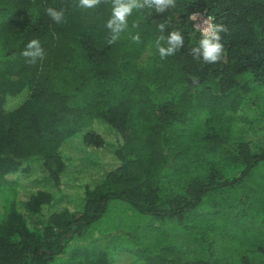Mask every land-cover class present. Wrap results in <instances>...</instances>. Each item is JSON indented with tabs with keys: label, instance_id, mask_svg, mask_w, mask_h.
Here are the masks:
<instances>
[{
	"label": "trees",
	"instance_id": "16d2710c",
	"mask_svg": "<svg viewBox=\"0 0 264 264\" xmlns=\"http://www.w3.org/2000/svg\"><path fill=\"white\" fill-rule=\"evenodd\" d=\"M112 4L0 0V190L13 198L0 264H264V0H173L134 10L119 35ZM195 13L224 29L217 62L193 53ZM176 30L183 46L161 58ZM87 149L111 170L87 166ZM115 202L130 208L120 235L98 225Z\"/></svg>",
	"mask_w": 264,
	"mask_h": 264
},
{
	"label": "clouds",
	"instance_id": "9594fccd",
	"mask_svg": "<svg viewBox=\"0 0 264 264\" xmlns=\"http://www.w3.org/2000/svg\"><path fill=\"white\" fill-rule=\"evenodd\" d=\"M98 0H79V6L85 9H91L96 6ZM173 5V0H113L112 13L107 21L106 27L113 33H122L128 24V18L134 10L152 9L157 12H164ZM48 15L56 22L63 18L62 11L48 9ZM211 19V18H209ZM195 20V17H193ZM196 25H194L195 27ZM165 25H159V30L163 32ZM201 38L197 46L193 49L196 58H203L206 63H214L221 59L224 45L222 44L221 33L223 27L218 24H207L201 30ZM115 38V37H114ZM138 39V37H135ZM165 40L162 36L157 41V48L161 58L173 55L184 44V38L181 31H171L166 37L167 46H161L160 41ZM43 48L39 40H32L27 45L22 55L28 58L30 63H35L38 59L43 58Z\"/></svg>",
	"mask_w": 264,
	"mask_h": 264
},
{
	"label": "rangeland",
	"instance_id": "374dc122",
	"mask_svg": "<svg viewBox=\"0 0 264 264\" xmlns=\"http://www.w3.org/2000/svg\"><path fill=\"white\" fill-rule=\"evenodd\" d=\"M198 24V22H197ZM195 23V25H197ZM257 98H255L256 101H258V103H262L263 106H262V109H264V88H262L261 90L258 91V94H257ZM252 109V108H251ZM251 109H246V111L244 112V114H242L244 117L246 118H249V120H246L245 119H240V122H239V128L240 129H247L248 126H249V121L252 120V118H255L257 113H255L254 109L251 111ZM264 112V110H263ZM258 124H260L259 126V129L256 130V131H253V135L256 136V139H264V121L263 120H259ZM71 141H69L67 144H66V150L67 151H70V152H75V145L74 144H70ZM77 144V143H76ZM87 163L86 165L87 166H90V167H94V166H97L98 168H105L104 172H107L109 170H111L110 168V163L109 161H107V156H105V154L101 151V150H96V149H90L88 150L87 149ZM72 153V154H73ZM32 186V185H31ZM62 190H66V187L63 186L62 187ZM68 191H66L67 193ZM69 193V192H68ZM22 197H25V194H21ZM57 196H59V194H57ZM12 195L6 190H0V212H3L4 209H5V205H7V203H9L11 200H12ZM128 209H130L128 206L124 205V204H121V203H118V202H115L111 205L110 207V210H109V216H110V220L108 219L107 222L109 223H100L98 224L100 226V229L101 228H104V229H112L116 228V226L118 225H122V228L126 229L127 227H129V223L131 222L129 220L130 218V213H128ZM113 218H114V221H113ZM151 220L150 218H146V217H143L140 222L141 223H149V224H153L151 223ZM113 224V225H112ZM146 226V225H144ZM154 230L155 228H158V226L156 225V227H153ZM168 227L165 226L162 230H167ZM118 230H120L121 232H119ZM118 230H115L114 232H116L117 235H120L122 234L123 232V229H118ZM170 235H173V234H170ZM176 237H179L177 239L180 240V236H176ZM182 240V238H181ZM116 264H138L135 262V257H133L131 254L129 253H122V252H119L118 256H117V263Z\"/></svg>",
	"mask_w": 264,
	"mask_h": 264
},
{
	"label": "built area",
	"instance_id": "2783aa9c",
	"mask_svg": "<svg viewBox=\"0 0 264 264\" xmlns=\"http://www.w3.org/2000/svg\"><path fill=\"white\" fill-rule=\"evenodd\" d=\"M193 17H195V20H193ZM211 17L207 16L205 13H195L192 15V20L194 23L198 24L195 26L197 29L201 30L204 28L207 24H213L212 19H209Z\"/></svg>",
	"mask_w": 264,
	"mask_h": 264
}]
</instances>
